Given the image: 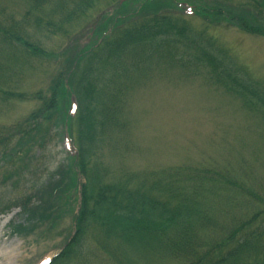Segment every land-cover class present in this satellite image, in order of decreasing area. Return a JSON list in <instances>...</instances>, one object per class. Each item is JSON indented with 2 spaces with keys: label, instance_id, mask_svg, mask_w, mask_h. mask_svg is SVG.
Segmentation results:
<instances>
[{
  "label": "trees",
  "instance_id": "trees-1",
  "mask_svg": "<svg viewBox=\"0 0 264 264\" xmlns=\"http://www.w3.org/2000/svg\"><path fill=\"white\" fill-rule=\"evenodd\" d=\"M121 1L0 0V163L17 166L11 180L1 179L13 193L10 207L28 213L40 189L28 172L63 136L77 211L50 264H264L263 157L240 133L237 148L220 138V154L202 162L129 163L140 151L131 137V96L156 79L203 74L236 102L250 131L256 127L255 144L264 145V84L220 55L205 30L219 21L264 37V0H193L182 4L186 11L170 0L142 16L138 4L129 20L111 16L92 31L93 15ZM189 12L204 21L201 31L188 24ZM52 38L83 41L81 66L67 83L57 73L50 87L29 90V81L49 78L56 66L42 44ZM33 101L39 105L24 119H2Z\"/></svg>",
  "mask_w": 264,
  "mask_h": 264
},
{
  "label": "rangeland",
  "instance_id": "rangeland-1",
  "mask_svg": "<svg viewBox=\"0 0 264 264\" xmlns=\"http://www.w3.org/2000/svg\"><path fill=\"white\" fill-rule=\"evenodd\" d=\"M170 0H124L101 15H93V29L106 27L110 17L122 14L121 22L129 20L126 12L138 9V16L155 11L162 12ZM187 1L181 0V9L186 11ZM207 4L222 0H195ZM241 2L242 0H233ZM188 24L197 31L202 30L203 20L188 13ZM246 18L249 19L247 15ZM257 20V19H256ZM262 20V19H261ZM257 20V21H261ZM264 20V19H263ZM209 26L206 34L211 35L214 47L220 55L229 60L242 74H247L255 82L264 84V37L245 34L233 25ZM264 25V22L262 21ZM201 28V29H200ZM91 31V32H92ZM75 38L48 39L42 44L49 51L55 68L50 77L39 82L28 83L29 90L41 86L50 87L51 78L61 73L66 83L80 68L77 52L82 42ZM78 47V51L76 48ZM63 103L64 99L62 98ZM38 102L15 105L6 115L9 122L24 119L38 106ZM235 101L227 98L218 88L209 84L203 74L181 77L179 82L156 79L139 87L131 96L129 119L132 123V141L140 151L129 159L133 166H169L179 163H197L216 157L226 140L237 148L236 134L242 135L248 148L258 149L262 154L263 166L259 174L264 176V145L255 144V125L237 108ZM60 116V115H59ZM69 146L63 136L56 137L42 155L40 163L28 174L38 181L40 189L29 204L26 215L16 207H10L9 197L13 194L10 185H1V179L11 180L17 173V166L0 163V234L6 244L12 243L15 253L0 264H45L52 259L73 231L74 216L77 211V197L70 187H76L75 177L68 160ZM36 152L33 150L26 159L29 161ZM25 161V160H24ZM33 171V172H32ZM74 187V188H75ZM5 206V207H4ZM1 225H4L1 227ZM1 244V241H0Z\"/></svg>",
  "mask_w": 264,
  "mask_h": 264
},
{
  "label": "bare ground",
  "instance_id": "bare-ground-1",
  "mask_svg": "<svg viewBox=\"0 0 264 264\" xmlns=\"http://www.w3.org/2000/svg\"><path fill=\"white\" fill-rule=\"evenodd\" d=\"M3 226L4 225H1V227ZM0 241V261H4L6 258H11L14 255L15 249L12 247V243L6 244L5 241H3L1 234Z\"/></svg>",
  "mask_w": 264,
  "mask_h": 264
}]
</instances>
